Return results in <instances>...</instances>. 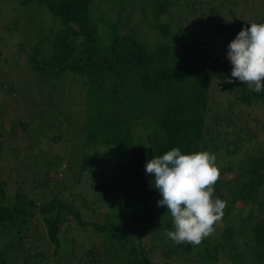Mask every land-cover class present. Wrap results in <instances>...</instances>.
Here are the masks:
<instances>
[{
    "label": "trees",
    "instance_id": "trees-1",
    "mask_svg": "<svg viewBox=\"0 0 264 264\" xmlns=\"http://www.w3.org/2000/svg\"><path fill=\"white\" fill-rule=\"evenodd\" d=\"M18 4L35 6L52 19L50 26L58 25L25 54L27 68L41 80L77 89L64 96L65 106L71 101L67 110L52 111L29 98L40 134L28 130L25 117L12 121L10 132L34 135L32 147L44 137L58 143L67 134L72 166L60 165L63 154L46 157L50 151L23 158L8 148L9 159L7 136L0 140V264H170L173 258L184 264H264V150L246 149L258 132L237 126L226 113L234 106L264 108V92L253 93L235 78L225 82L233 66L222 53L242 28L264 24V0ZM223 13L238 19L222 20ZM102 18L107 29L99 28ZM143 24L159 38L153 49L138 33ZM218 97L226 103L222 117L212 110ZM55 112L59 118L51 119ZM174 147L182 154H214L220 170L213 200L226 202L224 215L199 245L166 235L176 230L174 218L157 205L162 196L154 174L145 172L153 156ZM100 160L104 178L93 179ZM240 203L245 215L236 214ZM50 245L49 258L44 249Z\"/></svg>",
    "mask_w": 264,
    "mask_h": 264
},
{
    "label": "rangeland",
    "instance_id": "rangeland-1",
    "mask_svg": "<svg viewBox=\"0 0 264 264\" xmlns=\"http://www.w3.org/2000/svg\"><path fill=\"white\" fill-rule=\"evenodd\" d=\"M0 2L2 1L0 0ZM223 15L221 17L222 20L231 19L232 22H235L238 19L237 17V19L231 18L226 13H223ZM51 20L52 19L50 17L44 16L43 11H36L35 6L31 5L29 8L21 7L18 4V0H8L6 4L0 3V140H3L7 136L4 139V151H6V155L8 154L7 156L9 159H12L13 155L9 154L8 148L18 149L17 154L23 158H27L26 156L30 152L41 153L42 151H50V153L46 156L48 158L52 156V152L56 155L59 153L63 154L62 159L59 162L62 167H65L70 165L72 166V161L70 160V157L67 156L68 151L72 149L71 142L68 143L66 140L68 137L66 136L67 134L65 135L66 139H62L63 141L60 140L58 143H54L50 139L44 137L38 142V144H33L32 147L31 140L35 139L34 135L31 137L27 131L24 130L19 131L18 136L10 132L11 122L15 119L25 117L26 123H29L30 126L28 130H32V132L40 134L41 131L38 114L32 113L27 106L29 98H34L37 101L40 100V102L44 105V108L52 111L61 107H63L64 110L71 108L69 104L71 101H69L66 106L64 105V103L67 102L64 100V96L66 93L70 95L75 92L77 86L75 87L73 85L74 83L65 82L61 85L60 80H41L27 68V65H25V54L30 52L32 47L39 43L41 39L43 40L44 35L49 36L48 32L58 29V25H55V29L53 26H50V24H52ZM98 22H100V29L102 27H106L107 29V23L109 22H107L105 18L98 20ZM189 22H191V25H187V27L192 29L191 27L193 25V21L190 18ZM202 28L204 32L212 35V29L205 27V24L202 25ZM139 29L138 33L141 34V39L146 42L149 49H153L154 43L158 41L159 38L156 37L154 31L148 24H143V28ZM196 32L197 30L194 34ZM223 49L227 50L225 48ZM222 53L226 55L227 59V51H223ZM218 93L224 96L226 91L224 93ZM222 99L223 98L219 99L218 97L216 101L212 103L213 112L217 111L218 114L220 113L221 117L223 114L225 115L224 110L226 107V103L222 102ZM231 110L232 113H226L231 116L233 122L237 124V126L246 127L245 125H249V129L251 131L254 130L258 132L255 139H249L248 142H246L245 148H250L255 151L258 148L264 150V108L261 107L259 109L255 108L254 105H251L248 110L242 111L243 109H237L234 106ZM238 117H241V119H238ZM56 118H59L58 113H52L51 119ZM251 119L254 120V122H251ZM53 131L56 130L54 129ZM232 138L233 136H229V140ZM51 145H53L54 148H51ZM38 159L36 162L37 165L39 163ZM28 161H30V159H28ZM35 161L36 160L34 158L31 159V163ZM101 161L102 160L99 161L97 169L93 171L94 176L90 173V176H92L93 179H101L105 175V166ZM67 171V174L70 173L69 170ZM91 199L92 197L89 200ZM241 208L242 204L240 203L236 214L245 215L247 208L240 211ZM98 210L100 212H104L100 208ZM233 223L236 224V221L233 220ZM87 232L88 235L93 236L92 231L88 230ZM69 236H73V234H69ZM86 241L94 242L96 241V238H89ZM40 248H42V246ZM44 250L46 251L47 257L50 258L53 253V246L50 245L47 250ZM197 252L198 254H201L200 249L197 250ZM170 264L184 263L178 261L176 258H173L170 261Z\"/></svg>",
    "mask_w": 264,
    "mask_h": 264
},
{
    "label": "clouds",
    "instance_id": "clouds-1",
    "mask_svg": "<svg viewBox=\"0 0 264 264\" xmlns=\"http://www.w3.org/2000/svg\"><path fill=\"white\" fill-rule=\"evenodd\" d=\"M227 59L233 67L225 82L233 83L235 78L251 86L253 93L264 92V24L242 28L228 45ZM215 159L209 152L182 154L174 147L145 164L162 196L157 205L166 206L174 218L176 230L166 233L172 241L199 245L224 215L226 202L213 200V185L220 175Z\"/></svg>",
    "mask_w": 264,
    "mask_h": 264
}]
</instances>
